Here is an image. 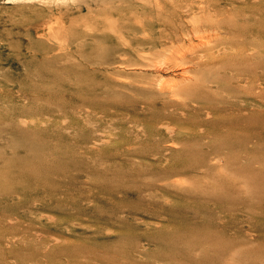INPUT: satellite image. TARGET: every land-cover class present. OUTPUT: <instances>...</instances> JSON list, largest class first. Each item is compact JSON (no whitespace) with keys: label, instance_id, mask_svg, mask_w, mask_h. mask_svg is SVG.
I'll return each instance as SVG.
<instances>
[{"label":"rangeland","instance_id":"rangeland-1","mask_svg":"<svg viewBox=\"0 0 264 264\" xmlns=\"http://www.w3.org/2000/svg\"><path fill=\"white\" fill-rule=\"evenodd\" d=\"M177 1L0 0V264H264V0L208 4L242 17L217 61L145 39ZM229 50L252 105L200 86Z\"/></svg>","mask_w":264,"mask_h":264},{"label":"bare ground","instance_id":"bare-ground-1","mask_svg":"<svg viewBox=\"0 0 264 264\" xmlns=\"http://www.w3.org/2000/svg\"><path fill=\"white\" fill-rule=\"evenodd\" d=\"M140 1V0H139ZM157 2V0H155ZM187 1V0H186ZM220 1V0H217ZM176 2H178L176 0ZM192 2H198V5L194 6L193 3H189L191 5H193L189 10L194 13L195 17L192 19H185V16L183 15L182 17V13L180 14V16H177V5L175 4L173 9H171V4H173L171 2L170 5H168L166 8L167 9H171V11H167V10H160L158 13L159 15H157V17L155 18V22L161 25V30L158 31V35L156 37H145V39L150 40V42H152L153 44H157V45H166V44H170V47H173L172 52H174V56L175 51L178 52V50L183 46V44L185 43V31L187 29V33H188V29L192 31L193 33V37H195L198 42L193 43L192 41V45L190 47H188L186 49V51L188 53L194 54L196 52H204L201 53V56L206 55L208 53H210L209 55H211V53H215L214 55L216 56H212L214 58H208L209 59H215V61L220 60L221 57L217 56V52H220L222 50H225V48H223L224 46H227V44L223 45H212V41L222 38L223 37V29H225L226 33H228V36L225 37H229L228 41L233 44L235 46V44L237 45L238 43L241 42L240 36H238L237 34L233 33L234 30L238 29L240 27V19L242 17H237V18H229L226 16H222V17H218V14L222 13L221 15H225L228 10L226 8H224V6H220L221 3H218V5L213 8H208V4H215L216 0H192ZM229 2V1H228ZM233 2V1H232ZM183 3V2H182ZM159 4V1H158ZM196 4V3H195ZM217 4V3H216ZM182 5V4H181ZM140 6V5H138ZM152 6V5H151ZM156 6V5H155ZM211 6V5H210ZM182 7V6H180ZM185 7V5H184ZM188 7V6H187ZM186 7V8H187ZM134 9V8H133ZM182 9V8H181ZM180 9V12H181ZM184 9V8H183ZM159 10V9H158ZM179 10V9H178ZM185 10V9H184ZM157 11V10H156ZM140 12V11H139ZM143 12V11H142ZM188 12V11H187ZM185 12V13H187ZM135 13V12H134ZM153 13V12H152ZM157 13V12H156ZM200 13V14H199ZM131 14V13H130ZM137 14V13H136ZM147 14V13H145ZM184 14V13H183ZM238 14V13H237ZM134 15V14H133ZM151 16V14H149ZM148 15V16H149ZM135 16V15H134ZM139 16V15H137ZM146 16V15H145ZM141 17V16H140ZM143 17V16H142ZM136 18V16H135ZM134 18V19H135ZM151 17H149L150 19ZM146 19V18H145ZM152 19V18H151ZM140 21V20H139ZM137 22V21H136ZM152 23V22H151ZM146 25V24H145ZM144 25V26H145ZM129 27V26H128ZM160 28V27H159ZM134 30V29H133ZM129 32V31H128ZM135 32V31H134ZM251 33V27L250 26H246L244 33ZM135 34V33H134ZM187 35V34H186ZM242 37V36H241ZM135 38V37H134ZM142 38V37H141ZM133 39V38H132ZM191 39V38H190ZM131 40V39H130ZM190 41V40H189ZM247 43H249V46L251 47L252 42L251 41H245ZM141 43V42H139ZM124 44V43H123ZM241 44V43H240ZM239 44V45H240ZM145 45V44H144ZM147 45V44H146ZM145 45V46H146ZM136 46H138L136 44ZM213 46L216 48V52L213 49ZM155 47V46H154ZM141 48V47H140ZM142 48H144L142 46ZM152 48V47H151ZM253 48V47H252ZM157 49V48H156ZM183 49V48H182ZM150 50V49H149ZM159 50V49H158ZM184 50V49H183ZM237 50V49H236ZM152 51V50H151ZM154 51V50H153ZM162 51V50H161ZM160 51V52H161ZM227 51V50H226ZM230 51V50H229ZM232 51V50H231ZM230 51V52H231ZM158 52V51H157ZM163 52V51H162ZM168 52V51H167ZM176 52V53H177ZM208 52V53H207ZM220 52V53H222ZM255 51L251 50L248 51L247 53V57H243V58H239L238 55L241 57L240 54L244 53V52H233L231 55H228L226 57L223 58V63L221 65L218 66V70L215 71L216 73H214L212 76L209 77V79L207 80L205 77H202L201 79L198 80V78L196 77V79L198 81H200V86L202 88L203 91L207 90L208 93H210L211 95H221L222 92L224 94H222V98L219 99V103H222L223 100L227 97L233 98L236 97L238 95H240L242 93V91H245L247 89L248 91V95H244L247 97L248 99V103L249 105L253 104V97L251 95V87L255 85V80L257 78H255V72L252 73L253 71L251 69L254 70L253 68V62H254V57H255ZM142 53V52H141ZM164 53V52H163ZM229 53V52H228ZM159 55V52L156 53ZM173 54V53H172ZM179 54V53H178ZM164 55V54H163ZM169 55V54H168ZM198 55V54H197ZM246 55V54H245ZM165 56V55H164ZM170 56V55H169ZM173 56V55H172ZM184 56V52L181 53L180 57ZM162 57V56H161ZM160 57V58H161ZM171 57V56H170ZM188 58V56H187ZM190 58V56H189ZM195 58V57H194ZM207 58V57H205ZM164 59V58H163ZM179 59V58H176ZM208 59V61H210ZM123 60V59H122ZM157 60V59H156ZM192 60L193 59H189ZM197 60V59H196ZM159 61V60H157ZM168 61V60H167ZM207 61V60H206ZM214 61V62H215ZM156 62V61H154ZM165 61H163L164 63ZM179 62V61H178ZM183 62V61H182ZM189 62V61H188ZM153 63V62H151ZM161 63V62H160ZM177 63V62H176ZM156 64V63H155ZM167 64V63H166ZM165 65V63H164ZM168 65V64H167ZM181 65V64H180ZM183 65V64H182ZM156 66V65H155ZM151 67V66H149ZM153 67V65H152ZM157 67H158V63H157ZM160 67V65H159ZM155 68V67H154ZM157 69V68H156ZM164 69V68H161ZM224 71L225 73H230L232 76L229 80L225 79L222 77V74L224 75L225 73H222L221 71ZM212 73V72H211ZM248 77L249 79V84L248 86H245L242 84V81H244L245 76ZM161 78V77H160ZM195 79V80H196ZM196 80V82L198 83V81ZM167 81V80H166ZM208 81L212 82L211 88L207 87L206 83ZM247 81V79H246ZM157 82V81H156ZM163 82V81H162ZM168 82V81H167ZM195 82V83H196ZM159 83V82H158ZM165 84V82H163ZM162 83V85H163ZM172 83V82H171ZM254 83V85H252ZM159 86H162L161 83L158 84ZM167 85V84H166ZM174 85V84H173ZM195 85V84H194ZM192 85V86H194ZM199 86V84H196ZM153 86V85H152ZM165 85H163L164 87ZM170 87V85H168ZM191 86V87H192ZM199 86V87H200ZM172 87V86H171ZM177 86H175L174 88H176ZM255 87V86H254ZM165 88V87H164ZM167 88V87H166ZM173 88V87H172ZM173 88V89H174ZM194 87H192L193 89ZM197 88V87H196ZM251 88V89H250ZM161 89V87H160ZM163 89V88H162ZM168 89V88H167ZM166 89V90H167ZM191 89V88H190ZM159 90V89H157ZM197 90V89H196ZM162 91V90H161ZM172 91V90H171ZM179 91V88L177 89V92ZM166 92V91H165ZM174 92V91H173ZM197 91H195L196 93ZM159 93V92H158ZM161 93V92H160ZM159 93V94H160ZM167 93V92H166ZM165 93V94H166ZM170 93V92H168ZM172 93V92H171ZM221 93V94H220ZM31 94V93H30ZM162 94V93H161ZM160 94V95H161ZM164 94V95H165ZM254 94V93H253ZM196 96V95H195ZM264 96V95H263ZM191 97V96H190ZM198 101L200 100H204L205 97L201 98V96H196L195 97ZM246 99V98H244ZM243 100V99H241ZM186 101V100H185ZM246 102V101H245ZM175 105V104H174ZM186 105V104H185ZM182 106V105H181ZM187 106V105H186ZM241 105H235L233 107H237V108H241ZM174 107V106H173ZM208 109L213 110L215 113L217 114H221L224 113V109L225 107H220L213 105V104H208L207 105ZM112 110V109H111ZM250 111V110H249ZM250 113V112H249ZM209 116V115H208ZM169 117V116H168ZM156 118V117H155ZM28 120V119H27ZM156 120V119H155ZM184 121V120H183ZM223 123V125L226 128H229L231 134H236L240 136V131L239 129H242L240 126L241 124L246 125L247 129H251L252 128V124H253V116L252 115H239V116H235L233 117V120H219L218 123ZM141 129V128H140ZM203 130V129H202ZM201 131V130H200ZM251 135L249 134L248 137H250ZM173 143V142H172ZM159 155V154H158Z\"/></svg>","mask_w":264,"mask_h":264}]
</instances>
